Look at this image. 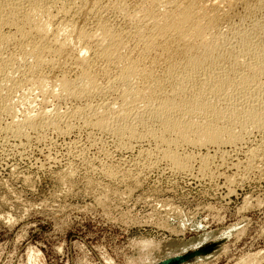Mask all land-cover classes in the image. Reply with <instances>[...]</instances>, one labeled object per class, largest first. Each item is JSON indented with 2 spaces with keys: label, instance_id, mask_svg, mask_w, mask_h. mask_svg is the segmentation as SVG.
<instances>
[{
  "label": "bare ground",
  "instance_id": "6f19581e",
  "mask_svg": "<svg viewBox=\"0 0 264 264\" xmlns=\"http://www.w3.org/2000/svg\"><path fill=\"white\" fill-rule=\"evenodd\" d=\"M73 135L111 178L264 175V0H0V145Z\"/></svg>",
  "mask_w": 264,
  "mask_h": 264
},
{
  "label": "rangeland",
  "instance_id": "374dc122",
  "mask_svg": "<svg viewBox=\"0 0 264 264\" xmlns=\"http://www.w3.org/2000/svg\"><path fill=\"white\" fill-rule=\"evenodd\" d=\"M109 142V160L77 135L0 145V264H264V175L112 179L101 165L135 155Z\"/></svg>",
  "mask_w": 264,
  "mask_h": 264
}]
</instances>
